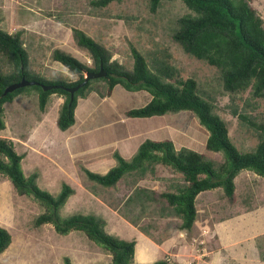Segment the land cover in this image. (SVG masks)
<instances>
[{
  "label": "rangeland",
  "instance_id": "374dc122",
  "mask_svg": "<svg viewBox=\"0 0 264 264\" xmlns=\"http://www.w3.org/2000/svg\"><path fill=\"white\" fill-rule=\"evenodd\" d=\"M247 2L264 23V0ZM12 5L13 27L16 31L23 30L22 37L33 75L44 79L74 80L66 68L53 60L51 54L56 48L90 65L87 53L78 48L72 38V28L81 29L108 47L113 53L112 60L115 59L125 68H131L133 64L130 44L148 61L153 57L160 59L166 54L168 62L177 68L182 79L191 77L197 81L199 93L213 103L215 112L227 123L231 142L237 150L246 153L255 149L258 139L250 123L264 121V98L252 97L250 90L237 94L225 92L215 67L184 53L171 39L176 18L187 12L182 2L164 1L154 12L150 11L147 0L113 1L104 7L91 5L90 0H13ZM0 28L9 32L8 24ZM1 58L0 72L8 74L10 67ZM35 91L34 88H27L13 101L3 104L5 128L0 131V137L13 141L21 139L13 145L17 153L23 154L20 166L24 176H35V184L52 196L59 193L63 183L77 186L69 176L63 177L64 174L59 171L62 164L71 168L70 174L77 180L79 188L69 196L60 215L94 214L105 221L104 229L108 233L124 240H141L142 237L145 241L144 235L150 237L149 241L156 242L160 248V251L153 250L155 257L150 263L164 257L178 264H207L206 252L198 247L204 240H189L187 231L178 227L180 218L161 211L163 203L146 202L141 207L139 201L135 204L127 202V197L138 186L157 191L172 190L175 183L182 181L179 173L170 167L156 165L154 173H147L144 178L126 175L115 186L103 187L86 177L77 156V151L88 146L90 148L110 141L119 142L120 146L123 137L130 131L135 135L129 140L132 148L145 139H169L176 149L187 147L204 153L209 159L215 156L220 159L221 154L205 149L208 132L198 118L187 110L143 118L128 117L126 110L143 106L151 96L145 90L129 91L116 85L113 92L105 96L106 100L98 98L91 106L80 97L77 99L80 106L75 115L79 120L83 116L86 118L82 128H90L91 132L87 141H69L68 145L71 144L73 149L81 146L75 151L69 150L64 142L67 132L55 124L63 97L51 94L41 110ZM97 96L103 98L99 94ZM234 110L237 114L233 113ZM238 114H243L245 118L241 119ZM32 134L36 139H27ZM44 141L48 146H43ZM42 154L46 159L40 156ZM131 156L132 153L125 151L122 157L129 160ZM256 175L248 170L238 174L234 182V203L228 201L222 189L209 195L211 201H216L213 208L221 204L225 213H231L254 206L257 202L262 204L264 179ZM43 211L44 207L39 202L30 196L18 195L9 180L0 175V225L12 236L11 244L0 254V264H63L65 256L70 258L72 264L110 262V254L87 239L82 232L71 231L62 235L51 224L36 227L33 221ZM145 250L138 248L137 257L143 256ZM133 264L136 262L133 261Z\"/></svg>",
  "mask_w": 264,
  "mask_h": 264
},
{
  "label": "trees",
  "instance_id": "16d2710c",
  "mask_svg": "<svg viewBox=\"0 0 264 264\" xmlns=\"http://www.w3.org/2000/svg\"><path fill=\"white\" fill-rule=\"evenodd\" d=\"M113 1L121 0H90V4L104 7ZM147 1L150 11L154 12L162 2L176 0ZM178 1L184 4L187 12L176 18L171 39L184 53L215 67L225 92L237 94L250 90L252 97L264 98V23L256 10L247 0ZM71 33L76 46L87 53L90 65L69 52L54 49L51 54L53 60L74 77V80L67 81L33 75L22 37L23 30L9 33L0 28V58L10 67L8 74L0 72V131L5 128L3 104L13 101L27 88L36 89L41 110L45 108L51 94L63 97L55 124L64 131L75 121L74 111L79 97L84 98L90 92L105 97L112 93L116 85H120L129 91L145 90L151 96L143 106L126 110V116L143 118L167 112L190 111L208 132L205 149L221 154V158L215 156L209 159L204 153L187 147L176 149L169 139H145L129 160L114 152L115 165L104 174L84 168L86 177L91 181L103 187H113L123 176L144 178L147 173H154L156 165L170 167L181 175L180 184L175 183L172 190L165 191L138 186L127 197V202L135 204L139 201L141 207L146 202H161V211L179 217L178 227L189 231L196 219L195 198L198 193L221 188L228 201L233 203L234 178L241 170L252 171L264 179V121L250 123L258 142L253 151L241 153L231 142L227 123L215 112L213 103L199 93L197 81L191 77L182 79L177 68L168 62L166 54L160 59L153 57L148 61L130 44L133 64L131 68H125L115 59L112 60L113 53L108 47L81 29L72 28ZM100 64L106 72L105 76L88 80L71 98L65 88L82 82L85 72H97ZM22 78L39 83L4 94L7 86ZM41 84L53 87L43 90ZM233 113L237 114L235 110ZM238 117L245 118L243 114H238ZM22 158L23 154L15 151L10 139L0 137V175L9 180L18 195L30 196L44 207V211L33 221L36 227L51 224L62 235L71 231L82 232L87 239L110 254L108 264H133L135 240L120 239L108 233L104 229L105 221L94 214L61 216L60 210L69 196L74 194V189L63 183L56 196L50 195L35 184V176H24L20 166ZM11 242L10 232L0 225V254ZM63 264H72L68 256L63 258ZM149 264L178 263L158 257Z\"/></svg>",
  "mask_w": 264,
  "mask_h": 264
},
{
  "label": "crops",
  "instance_id": "0c3cea01",
  "mask_svg": "<svg viewBox=\"0 0 264 264\" xmlns=\"http://www.w3.org/2000/svg\"><path fill=\"white\" fill-rule=\"evenodd\" d=\"M12 2L13 0H0V9H3V11L0 12V27L3 24H8L9 33L13 32L11 30L16 31V29L13 27V22L15 19L12 18ZM98 98L104 101L107 97L100 98L95 92H91L89 95L81 99H83L85 102H88V106H91L94 104L96 99L98 101ZM78 106H80V103H77L74 114L76 113ZM85 119L86 118L83 116L79 120L75 115V121L73 125L64 130V132H67L64 142L68 146L69 150L77 151L81 148V146L78 145V149H73L71 144L68 145L70 140L76 142L79 139H81L80 141H87L89 139L90 136L88 137V134L91 132L90 128H82V125L85 123ZM98 128L100 127L98 126ZM134 136L135 135L129 131V133L123 137L122 145L120 146L119 142L117 143L115 141H110L107 144L92 146L90 148L88 146V148L77 151V156L79 157L82 171L85 168L95 173L104 174L109 168L115 165V159L113 156L114 152H118L121 156H123L125 151L127 153H132L133 155L141 143L139 142L135 144V146L132 148L129 140L133 139ZM28 138L36 139L34 134L27 137V139ZM10 140L13 143L21 141L20 138H17L18 141H13L12 139ZM23 142L24 146H27L25 145L26 141ZM36 144H39L38 140H36ZM44 145L48 146L46 145L45 141L43 142V146ZM130 147L132 150H130ZM69 154L70 156H74V154ZM40 156L46 159L44 154ZM71 161L74 164V161ZM73 164H70L71 167ZM53 165L57 167V165ZM69 169L71 168L62 164L60 165L59 171L64 174L63 177L69 176L73 182H76V187H72L68 183V185L74 189V193H76L77 189L79 188V184L73 177V174H70L72 170ZM238 174L235 176L234 182ZM219 189L221 188L205 190L197 194L195 198L196 219L191 230L187 231L189 240L193 241L194 238L204 240V243L198 244V247L204 249L206 252L207 256L205 259L207 264H264V201H262V204L261 202H257L253 204L254 206L234 210L231 213H225L223 205L221 206V204H219L217 207L213 208V205L216 203V201L213 202L211 199H209V195L216 194ZM221 213L224 214L221 216ZM165 215L169 214L165 213ZM144 238L145 241L142 239V237L141 240L135 239L136 243L133 261L136 262V264H149V261L152 260V257L153 259L155 257V255H153V250L155 249L160 251V248L156 242L151 240L149 241L150 237L147 238L144 235ZM138 248L146 249L145 252L142 253L143 256L137 257L136 252Z\"/></svg>",
  "mask_w": 264,
  "mask_h": 264
},
{
  "label": "water",
  "instance_id": "95a60500",
  "mask_svg": "<svg viewBox=\"0 0 264 264\" xmlns=\"http://www.w3.org/2000/svg\"><path fill=\"white\" fill-rule=\"evenodd\" d=\"M105 74H106V72L103 69L102 64H100L99 70L97 72H93V71L85 72L84 79H83L82 82H80L79 84H77V85H75L73 87H69V88H65V89L70 93L71 98H72L74 92L78 88L82 87L88 80L103 77V76H105ZM37 83H39V82H37V81H29V80H26V79L22 78L20 81H18L16 83H12L9 86H7L5 88V90H4V94L13 91L16 88L24 87V86H27V85H34V84H37ZM41 87H42L43 90H47V89L52 88L53 86L41 84ZM54 87H56V86H54Z\"/></svg>",
  "mask_w": 264,
  "mask_h": 264
},
{
  "label": "built area",
  "instance_id": "2783aa9c",
  "mask_svg": "<svg viewBox=\"0 0 264 264\" xmlns=\"http://www.w3.org/2000/svg\"><path fill=\"white\" fill-rule=\"evenodd\" d=\"M188 264V263H187ZM189 264H195V262H193V263H189Z\"/></svg>",
  "mask_w": 264,
  "mask_h": 264
}]
</instances>
